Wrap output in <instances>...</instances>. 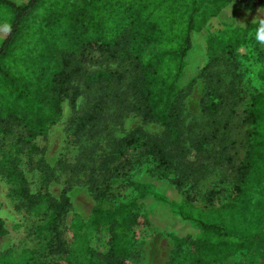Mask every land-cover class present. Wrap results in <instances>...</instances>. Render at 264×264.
I'll list each match as a JSON object with an SVG mask.
<instances>
[{
    "label": "trees",
    "instance_id": "16d2710c",
    "mask_svg": "<svg viewBox=\"0 0 264 264\" xmlns=\"http://www.w3.org/2000/svg\"><path fill=\"white\" fill-rule=\"evenodd\" d=\"M96 1L103 0H28L24 4L0 0V27L8 28L7 36L0 42V72H5L8 77L10 70L3 68L10 64L12 49L24 45L35 21L43 22L57 16L63 18L65 24V34L58 45L60 51H46L41 55L43 68L40 71L28 69L33 82L16 85V90L23 92L17 91L13 105L7 101L0 103V135H8L12 128L18 127L27 130L30 140L44 135L48 126L60 118L64 101L70 99L75 106L82 93L81 83L87 86V91L93 92L96 88L100 95L95 104L88 103L85 108L75 111L67 126L68 138L73 145L76 146L81 138L84 143L92 139L95 142L88 150L80 146L76 163L60 161L57 164L56 171L67 172L61 204L47 193L32 195L22 173L10 162L3 164L14 197L27 211H46L45 228L50 235L48 254L59 255L58 258L65 261L74 256V251L66 249L59 227L68 207L67 194L77 184L88 186L94 196L89 227L96 231L111 227L108 264H128L132 245L129 232L138 225V211L146 201L168 207L175 218L167 226L168 237L174 243V253L168 264H181L179 255L184 247L193 249L187 255L191 264H217L231 250H248L251 243L248 235L238 239L228 235L224 228L207 221L190 197L175 207L151 187L135 182L131 172L145 161L153 165L161 179L178 173L179 178L172 183L182 188L190 180L197 186L200 179L211 172L212 166L233 165L228 155L234 143L230 136L231 122L244 97L238 51L249 43L259 22L228 28L208 40V65L189 83L192 85L202 79L205 84L198 117L189 118L185 90L179 87L178 81L192 47L194 31L204 30L223 8L238 4L244 12L264 10V0H172L170 7L167 6L169 0H107L124 10L123 17L121 10L116 12L120 16L115 22L117 35L99 37L94 45L80 46L78 20L83 14L91 20L97 15ZM168 12L177 13L178 18L169 21L165 16ZM179 24L184 27L183 37L170 36ZM94 51L110 60L123 61L124 71L89 72L85 66L86 53ZM113 83L119 88L110 93L108 89ZM110 97L120 103L125 114L140 115L143 120L162 126L166 137L151 139L141 130L132 131L121 139L111 137V134L106 135L108 138L103 137L110 130L104 116ZM244 115L249 132L244 143L245 156L233 168L235 185L231 201L234 204L264 185V91L250 95V105ZM187 119L191 120L188 122ZM101 136L107 141L103 142ZM90 161L96 164L90 166ZM39 164L43 166L44 162L39 161ZM44 174L46 181L58 180L52 169ZM122 190H130L131 195L122 197ZM204 201L208 202L207 199ZM151 211L148 214L150 220ZM177 221L194 224L200 231L193 236L184 235V229H180L176 237L170 231ZM6 235L0 218V237ZM79 238L78 253H86L83 237ZM39 254L38 250L30 248L9 250L0 255V264H45V261H39Z\"/></svg>",
    "mask_w": 264,
    "mask_h": 264
},
{
    "label": "rangeland",
    "instance_id": "374dc122",
    "mask_svg": "<svg viewBox=\"0 0 264 264\" xmlns=\"http://www.w3.org/2000/svg\"><path fill=\"white\" fill-rule=\"evenodd\" d=\"M12 1L24 4L28 0ZM171 5L172 0H169L167 6ZM94 6L98 11L96 16L93 15L92 20L85 14L78 20L80 46L94 45L99 37H115L117 35L115 22L118 17L124 16L123 7L114 5L110 1H96ZM119 10H121L120 16L116 13ZM165 16L169 18V21L178 18L177 13L171 12ZM261 20H264V10L244 12L238 4H234L223 8L219 16L212 19L204 30L194 31L192 47L187 54L184 69L178 81L179 87L185 90V107L189 118L200 115V101L205 84L202 79H197L192 85L189 83L192 79L198 78L203 68L208 65L210 49L208 40L228 28L242 27ZM183 29L181 24L176 25L173 31L175 33L170 36L182 38ZM7 30L8 28L0 27V42L7 36ZM86 30H88L87 34ZM64 34V19L57 16L43 22L35 21L31 25L24 39V45L12 49L9 57L10 64L3 68V70H10V77L6 76L5 72H0V103L7 101L8 104L13 105L16 102L13 97L18 94L17 91L23 92L16 90V85H30L33 82L31 71L28 69L37 68V71H40L43 68L40 64V56L46 51L49 53L60 51L58 45L61 44ZM255 34L256 31L253 32L249 43L238 51V59L242 67L241 75L244 80L241 84L244 87V97L238 103L237 115L231 122L230 136L231 142L234 143L233 150L229 151L228 155L233 165L216 168L212 166L211 172L200 179L197 186H193L190 180L182 188L172 183L179 178L178 173L171 175L168 179H161L156 175L153 165L145 161L136 165L131 172L135 182L151 187L158 196L175 207H179L186 197H190L193 204L203 211L207 221L224 228L227 234L235 239L242 238L243 235L250 237L251 243L248 250H231L230 254L217 264H264V185L261 189L242 198V202L234 204L231 201L232 189L235 185L233 168L238 166L245 156L244 143L249 132V126L244 122V112L250 105V95L264 91V46L256 42ZM85 63L87 70L91 73L108 74L120 69L124 71L123 61L110 60L95 51L86 53ZM79 85L82 93L75 102V106L70 103V99L64 101L60 118L55 124L48 126L44 135L30 140L27 130L23 127L12 128L8 135H0V218L7 230V235L0 237V255L13 249L30 248L40 252L39 261H45V264L51 261V264H108L111 227L99 231L89 227L95 200L88 186L77 184L67 194L68 207L59 228L66 249L68 248L70 252L74 251V256L70 261H65L58 258L59 255L48 254L50 235L45 228L46 211L25 209L23 204L14 197L13 186L6 178L3 165L4 162H10L22 173L32 195L40 196L47 193L55 202L62 203L67 172L62 174L56 171L57 164L60 161L76 163L81 152L80 146L88 150L95 142L92 139L84 143V139L81 138L75 146L68 138L66 131L75 111L85 108L88 103L95 104L100 97L96 88L95 91L90 92L86 90L87 86L82 83ZM112 85L113 87L108 89L110 93L119 88L116 83ZM108 105L104 116L107 118L106 125L110 127V130H107L103 137L108 138L106 135L111 134V137L121 139L135 130H141L155 140H163L166 137V131L162 126L145 121L140 115L125 114L123 107L113 97L108 99ZM190 120L187 119L188 122ZM100 138L102 140V136ZM102 141L105 142L107 139ZM102 149L105 150V143L102 144ZM39 161L44 162L43 166H40ZM95 164L94 161L89 162L90 166ZM48 169L54 171L58 180H45L44 173H47ZM78 175L85 178L83 173ZM120 195L122 197L131 195L130 190L125 192L122 190ZM203 197L208 202L204 201ZM149 211L153 213L151 220L148 216ZM138 213V225L129 232L132 245L128 264H168L174 253V243L168 237L169 227L167 226L175 218L173 219L168 207L153 205L152 201H146ZM186 223L178 221L174 223L170 234L177 237L179 230L184 229V235L194 236L200 231L194 224ZM79 237H83L86 253H78L77 249L81 241ZM192 250L191 247H184L179 255L181 264H191L187 255Z\"/></svg>",
    "mask_w": 264,
    "mask_h": 264
},
{
    "label": "clouds",
    "instance_id": "9594fccd",
    "mask_svg": "<svg viewBox=\"0 0 264 264\" xmlns=\"http://www.w3.org/2000/svg\"><path fill=\"white\" fill-rule=\"evenodd\" d=\"M255 39L259 45L264 46V20H261L259 22V26L255 34Z\"/></svg>",
    "mask_w": 264,
    "mask_h": 264
}]
</instances>
